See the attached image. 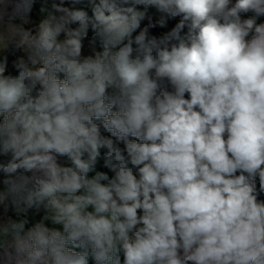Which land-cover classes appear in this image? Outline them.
<instances>
[{
	"label": "clouds",
	"instance_id": "obj_1",
	"mask_svg": "<svg viewBox=\"0 0 264 264\" xmlns=\"http://www.w3.org/2000/svg\"><path fill=\"white\" fill-rule=\"evenodd\" d=\"M0 264H264V0H0Z\"/></svg>",
	"mask_w": 264,
	"mask_h": 264
}]
</instances>
